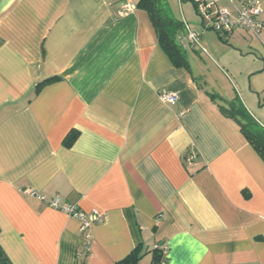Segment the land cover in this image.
<instances>
[{
    "label": "crops",
    "instance_id": "obj_1",
    "mask_svg": "<svg viewBox=\"0 0 264 264\" xmlns=\"http://www.w3.org/2000/svg\"><path fill=\"white\" fill-rule=\"evenodd\" d=\"M137 1L0 0V247L11 264H151L165 246L166 264H264V162L217 108L238 99L264 128V32L222 39L197 0H166L202 46L175 68L146 12L120 14ZM55 197L102 221L82 233Z\"/></svg>",
    "mask_w": 264,
    "mask_h": 264
},
{
    "label": "trees",
    "instance_id": "obj_2",
    "mask_svg": "<svg viewBox=\"0 0 264 264\" xmlns=\"http://www.w3.org/2000/svg\"><path fill=\"white\" fill-rule=\"evenodd\" d=\"M135 8L146 12L149 16L158 44L172 65L175 68L188 70L187 51L179 45V37L184 31L183 22L174 17L166 0H138ZM215 97L212 95V98ZM217 108L221 116L232 120L238 126L242 136L264 162V128L249 114L238 99H234L226 106L218 105ZM76 136V132H70L64 140L65 144L70 146ZM164 257L163 248L156 247L151 251V264L165 263ZM139 259V251L136 249L120 264H136ZM0 264H11L1 247Z\"/></svg>",
    "mask_w": 264,
    "mask_h": 264
},
{
    "label": "built area",
    "instance_id": "obj_3",
    "mask_svg": "<svg viewBox=\"0 0 264 264\" xmlns=\"http://www.w3.org/2000/svg\"><path fill=\"white\" fill-rule=\"evenodd\" d=\"M134 9L135 6L126 2L122 4L120 14L123 16L132 12ZM195 12L205 23L204 28L213 31L222 39H227L233 31L239 28L246 30L255 37H258L259 34L264 32V18H261L262 12L258 0H241L236 8L235 16H232L231 13L224 9L212 11L211 4L203 0H197L195 2ZM183 30V34L179 37L180 47L185 51H194L196 48H201L199 35L192 31L185 23H183ZM160 100L164 103L174 104L177 102V97L173 94L163 93L160 95ZM192 159L193 156L188 157L187 163L190 164ZM29 194L36 195L31 191H29ZM47 205L54 210L63 212L78 220L80 225L79 229L82 233L86 232L90 226L102 221V214L97 210H92L89 214L85 215L75 205L63 204L59 197H55ZM167 249V246L163 247L165 255Z\"/></svg>",
    "mask_w": 264,
    "mask_h": 264
},
{
    "label": "rangeland",
    "instance_id": "obj_4",
    "mask_svg": "<svg viewBox=\"0 0 264 264\" xmlns=\"http://www.w3.org/2000/svg\"><path fill=\"white\" fill-rule=\"evenodd\" d=\"M169 8H170V10L172 11V14L174 15V17H176V18H179V14H178V10L175 8V10H174V6H169ZM197 16V15H196ZM197 18L198 19H200L198 16H197ZM202 47V46H201ZM202 49L201 48H196L193 52L191 51V50H187V53H188V55H189V53H193V54H195L197 57H199V54L198 53H200V54H202V51H201ZM204 54V53H203ZM190 56V55H189ZM190 63V62H189ZM190 64H192V63H190ZM191 69L193 70V72L195 73V78H196V80H197V82H198V84L199 85H203V83H202V80H201V78H200V75H199V73H198V71L195 69V67L192 65L191 66Z\"/></svg>",
    "mask_w": 264,
    "mask_h": 264
}]
</instances>
